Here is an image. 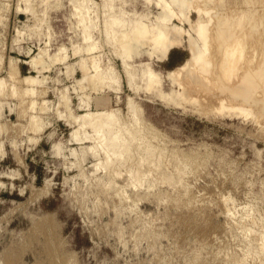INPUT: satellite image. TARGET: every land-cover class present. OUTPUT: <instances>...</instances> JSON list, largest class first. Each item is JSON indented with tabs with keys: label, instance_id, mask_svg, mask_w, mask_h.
I'll return each mask as SVG.
<instances>
[{
	"label": "rangeland",
	"instance_id": "obj_1",
	"mask_svg": "<svg viewBox=\"0 0 264 264\" xmlns=\"http://www.w3.org/2000/svg\"><path fill=\"white\" fill-rule=\"evenodd\" d=\"M74 1L0 0V77L5 78L0 96V264H264L261 107L254 106V116H248L227 107L229 100H224L226 107L220 105L212 69L202 80H167L148 88L149 79L132 68L135 82L146 85L138 91L135 83L137 92L131 90L121 50L116 53L106 41L103 19L119 10L128 13L126 26H147L163 2L86 0L93 28L85 42L74 6L81 0ZM217 1L201 4L214 14L222 4ZM253 3L223 0L222 7L234 18L245 13L249 30L250 15L260 8ZM189 14L196 18L193 10ZM88 43L96 44L93 55L99 64L113 65L121 81L117 90L84 89L90 110L120 109V119L139 137L127 153L130 159L114 160L105 169L103 146L97 142L90 148L92 140L71 138L70 118L68 123L63 118L67 113L59 101L64 93L72 113L85 111L78 107L76 80L83 76V61L91 65L81 50ZM150 43L138 46L136 53L148 51ZM39 48L48 67L37 72L29 60ZM53 52L66 60L50 62ZM138 55L126 57L129 66L146 60V53ZM187 56L183 46L174 48L163 62L153 61V68L162 74ZM10 60L18 76L42 79L33 94L36 111L45 101L41 131L39 125V131L31 130L30 112L23 116L25 103L10 91L11 84L17 86V79L9 77ZM251 96L262 97L256 89ZM128 99L137 104L135 112ZM83 131L90 134L80 128L78 138ZM132 168L137 174H131Z\"/></svg>",
	"mask_w": 264,
	"mask_h": 264
},
{
	"label": "bare ground",
	"instance_id": "obj_2",
	"mask_svg": "<svg viewBox=\"0 0 264 264\" xmlns=\"http://www.w3.org/2000/svg\"><path fill=\"white\" fill-rule=\"evenodd\" d=\"M71 1L72 3H75L74 0ZM156 1L163 2V7L154 14V18L150 19L147 26L142 25L139 28H134L131 25L126 26L124 23V18H128V13L119 10L117 11V13L113 12V14H107L103 19L102 25L106 41L115 46L113 48H116L115 51L121 50L119 54H121L122 56L121 60L123 65L125 64L124 67L127 74L126 83L128 88H131V90H134L135 88L134 91L137 92V89L139 91L140 88H138L139 85L141 87H143V85H146V83L135 82L134 79L136 77V74L132 73V68H136L141 76H146H143L146 81H148L149 79L150 83H147L148 88H152V86H154L155 88L162 86L163 81L167 80L168 83L169 81L170 83H174L175 80H178V83L181 80H202V78L204 77L203 74H208L209 69H212V78L210 77V79L215 81V87L217 86L215 90H217L216 92L219 93L215 94V97L217 101H219L220 105H224V100H229V103H225L228 106L224 105L223 107L227 106L229 108L238 109L239 111L248 113V116H254V114H252L254 106L258 107L259 105L261 108H258L257 110H261L264 112V0H242L246 1L247 3L254 2L253 4L257 5V7H260L259 10H255L250 15L251 22L249 23V25L252 27L249 28V30H247L244 24L245 13L235 14L234 16L236 18H234L231 12L223 9V0L217 1L218 3L222 4L218 5L215 8L214 14L212 8H205L201 4V0L199 2H196V0ZM86 3V0H81V2L78 3L76 1V4L74 5L78 18L77 21L81 24L82 39L85 40V42L90 39L89 29L93 28L91 19L87 15V12H89V9L91 7L88 9ZM105 4L106 3L104 2L103 7L105 6ZM189 8H191L190 10H193L196 13L195 19H192L189 16ZM32 12L35 11L33 10ZM133 14L134 13H132L131 16H133ZM72 16L74 17V15ZM115 19L117 21H115ZM185 22L188 24V27L183 26ZM16 35H18L17 32ZM148 42H151L149 44V50L144 53L139 52L143 55L146 53V55H144L146 56V60L142 62L140 61L137 64H131L129 66L128 62H126V57L129 58V56H131L130 58L134 59V57L141 56L138 55L139 53H136L138 46L143 47ZM95 45L93 43H88L84 48H81V50L83 52H86L85 54L87 55L84 60L88 59L89 62H91V65L90 67H88V63L85 64L86 62L83 61L84 63L81 64L83 76L82 78L76 80L80 85L79 91L81 90V95H79L80 100L78 102V107L80 109H84L85 111L72 113L71 108L69 107V98L64 93H60L61 95L59 101L62 103L67 113L63 118L65 119L67 117V123L70 118L71 124L68 123V125L72 126V129L70 131L71 138L73 140H92L93 144L90 146V148L95 147V144L97 142L103 146V151H101L104 155L103 167L105 169L110 163L114 164L116 161L118 163H124L128 158L130 159V156L127 153L131 150V146L134 140L139 141V137L136 138L135 136H133V132L128 128L127 124L120 119V109L90 110L89 108L90 96L88 95L89 93H85L83 91L84 89L87 88L89 92L91 90L93 91L94 89L98 92V90H101V88L107 87L109 89L115 88L117 90L121 86L120 75L117 69L111 64H108L104 67L101 66L99 64L100 61H98L99 59L97 58V55H93V50L96 48ZM180 46H183L184 49L188 52V56L181 64L165 70L162 74L153 68V61L163 62L167 58L170 50ZM58 50L61 51L62 49L59 47ZM43 51L44 50L42 48H39L38 52L34 54L29 60L31 66L33 68H36L37 72H40V70L48 67V65L43 62L41 56ZM63 57L58 56L53 52V55L49 57V60L50 62L61 59L66 60ZM11 61L12 60H10V66L8 69L9 77L11 81L13 79V81H16L17 79V81L15 82L17 83V86L13 82V84L10 83V91L13 95L18 96L21 102L23 101V103H25V107L22 110L23 116L26 115L27 112H30V115H28V117L30 116L28 125H30V127L32 128L31 130L34 129L36 131H39V129L42 127L41 125L44 123V121H42L41 119L43 117H40L39 113L42 111L44 112L46 106L42 105V103H45V101H41L42 103H39L40 105L38 107L39 111H36L35 107L37 106L35 105L36 101L35 99H33V94H35L36 91V88H34L36 83L42 82V79L39 78L38 75L32 74L18 76L19 72L17 70V65L15 64L16 62H13L14 60L12 62ZM86 66L90 68V70ZM91 66L93 68V73H91ZM205 78L208 77L205 76ZM4 79L5 78L0 77V96L4 94L5 90L2 89V87H4L5 85V83H3ZM194 82L192 83V85H194ZM135 85L137 86V89ZM251 89L258 90L262 97L251 96L250 98ZM219 94L222 95H220L219 97ZM25 98H27L28 100H25ZM236 100L239 102H237ZM126 104L127 106H129L131 112H135V110L137 109V104L134 103L133 100L131 101V99H128V102ZM134 118H136L135 114L133 120ZM38 125L40 126V128ZM43 128H41L40 131ZM80 128L88 129L90 131V134L83 131L82 138H78L77 131ZM31 139L32 138H30V140ZM55 147L57 148V145H55ZM147 147L149 148V146ZM58 150L59 149H57L56 151L58 152ZM74 150H71L70 154H74ZM149 155L153 154L151 153ZM133 157L134 156H132V158ZM114 160L116 161L113 163ZM132 172V175L135 173L137 174V171H134V169L132 170ZM224 200H226L225 197ZM225 213H227V215L229 214V209L227 207L225 208Z\"/></svg>",
	"mask_w": 264,
	"mask_h": 264
},
{
	"label": "trees",
	"instance_id": "obj_3",
	"mask_svg": "<svg viewBox=\"0 0 264 264\" xmlns=\"http://www.w3.org/2000/svg\"><path fill=\"white\" fill-rule=\"evenodd\" d=\"M184 59H185V58H184ZM184 59H183V60H184ZM183 60H182V61H183ZM182 61H181V62H182ZM181 62H180V63H181ZM173 67H174V66H173Z\"/></svg>",
	"mask_w": 264,
	"mask_h": 264
}]
</instances>
